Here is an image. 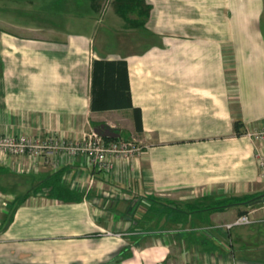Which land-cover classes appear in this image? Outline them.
Here are the masks:
<instances>
[{"label":"crops","instance_id":"obj_1","mask_svg":"<svg viewBox=\"0 0 264 264\" xmlns=\"http://www.w3.org/2000/svg\"><path fill=\"white\" fill-rule=\"evenodd\" d=\"M86 1V20L59 24L41 8L29 26L5 19L3 10L16 7L0 1V137L82 141L105 125L118 140L132 135L139 151L114 159L111 169L84 156L45 155L33 170L28 157L19 162L1 155L0 264H168L163 228L180 226L170 231L175 238H212L200 236L205 226L230 223L245 206L192 212L195 202L260 197L261 207L252 211L264 215L257 164L264 143L248 135L264 128V0H145L151 11L143 28H132L113 6L104 9V0ZM66 2L69 15L78 4ZM100 14L106 15L103 28ZM99 60L127 62L142 132L133 109L92 111ZM237 120L243 136L235 134ZM56 176L83 200L49 198L45 184ZM135 205L139 220L129 216ZM165 205L177 215L175 223L142 219L143 206L157 211ZM263 223L248 238L234 240L230 231V245L240 249L235 264H264L244 259L264 258Z\"/></svg>","mask_w":264,"mask_h":264},{"label":"rangeland","instance_id":"obj_2","mask_svg":"<svg viewBox=\"0 0 264 264\" xmlns=\"http://www.w3.org/2000/svg\"><path fill=\"white\" fill-rule=\"evenodd\" d=\"M0 1H2V0H0ZM4 1L9 2V5L13 4L16 7V8H14V7L8 6V8L3 10V15H4L5 19H8V20L12 19V22L18 26H29V25H31V22L34 20V18L32 17L33 14H36V12L41 8H45V9L48 8L49 11H46V12H52V14L49 15V18L51 20L56 21L59 24H61L60 20H62L64 23L65 22L75 23V19L80 18L82 20H86L88 18V17L86 18V16H84L87 14V8H86L87 7V5H86L87 1L86 0H75L76 4H78V5H76V8L74 11L71 10V11H69V13H67L69 15H65V13L63 11V9H66V6H67L66 0H4ZM114 2H115V0H104L102 3V6L104 9L106 7H108L107 8V11H108L111 9L112 6L114 7ZM99 4H100V2H99ZM9 8L14 9V11L12 12ZM99 20L102 21V24L100 25V27H101L102 25H104V22L106 21V15L101 16V14H100ZM103 27L104 26H102V28ZM114 42H116L115 39L111 42V44H113L112 45L113 50L115 49L114 46H116ZM99 43H100V39L97 40V46L98 47H99ZM116 48H117V46H116ZM92 134H93V132H92ZM126 135H129V136H126ZM124 136L126 137L125 140H118L117 139V140H113V141H118L124 145H128L129 149L138 148L137 143L134 142L132 140V138L130 137L132 135L125 133ZM103 139L105 140V138H103ZM109 142H112V141H109ZM86 159L90 162L91 157L88 156V157H86ZM112 196L121 197L120 195L114 194V193L112 194ZM121 198L126 199L127 196H122ZM258 198H260V197H258ZM195 203H194L195 205H193L189 208L190 210H192V211H199L202 209L207 210L209 205H212V203H210L208 201H202V200L199 202H195ZM259 203L260 202H256L254 205L249 206V208L242 206L241 210L243 212H247V215L249 214L251 217L254 218L255 221H259L260 219L264 220V215H261V213L258 212L259 210L256 212L252 211V210H257L261 207ZM137 204H138V202H137ZM220 205H222V204H220L218 202H216V203L213 202L212 207L213 206L217 207ZM141 210H143V211L147 210L144 218H142V219H145V217H146V219H145L146 221L151 220L153 222L154 221L153 219H156L157 220L156 223H159V221L165 220L166 225L174 222V220L172 218V216H174L173 215L174 210L171 209L170 207H167L166 205L164 207H161V209L157 210V211L155 208H148L147 209L144 206ZM138 214H140V207H138V205L137 206L135 205L132 208V214L129 216L133 220H139L140 215H138ZM151 214H154L156 216L151 215ZM174 217H176V219H178L177 215H175ZM236 217H237V215H236ZM195 222H197V220H195ZM227 224H229V223H225V222L223 223V221L211 222V224L209 226H212V228H206V226L204 228L203 227L204 225L203 226H201L202 224L199 225L205 229V233L202 232V230H199V233L202 232L200 234L201 237H202V235H203V237H206V234H207L210 237H212V238H209L212 241L215 242L216 240H218L219 242H222L226 246V247H220V246L216 245L218 249L214 250V251L211 250L212 248H210V246L207 245V243L202 245L201 241L200 242L196 241L197 238H194L193 240L192 239L187 240V239L181 238V235L179 233H177V235H179L178 236L179 238H175V236H172V235L170 236V231L171 230L174 231L175 228H177V229L181 228L180 226L173 227V228H170V227L163 228L164 236L161 239V241L167 243V245L169 247L171 245V254L172 255H171V261H169L168 264H235V262L238 259H241V256L239 253L240 249H238V247H234V246L230 245V242H231L230 241L231 240L230 231H231L232 238L234 240H236L235 238H237L239 235H241L243 238H245V236H246V238H248L254 232L253 227H255V225L257 226V224H254L252 226L235 227L230 231H228L225 228V226ZM262 226H264V223ZM201 227H199V228H201ZM199 240H201V239H199ZM204 240H207V238H205ZM148 241L154 243V241H156V240H154V238H152V239H149ZM191 243H193L194 246H191L192 245ZM213 244L215 245V243H213ZM199 245H202V246L200 247ZM252 248L255 250L256 247L253 246ZM225 249H227L228 251L223 252V251H225ZM203 254H206L207 256H204ZM244 255H245L244 256L245 260H252V261L256 260L260 263L264 262V258L261 254H258V255L256 254V256L254 254H244Z\"/></svg>","mask_w":264,"mask_h":264},{"label":"trees","instance_id":"obj_3","mask_svg":"<svg viewBox=\"0 0 264 264\" xmlns=\"http://www.w3.org/2000/svg\"><path fill=\"white\" fill-rule=\"evenodd\" d=\"M100 1L101 0H93V3L99 4ZM114 7L116 9V12L132 28H143L150 17L151 7L146 3L145 0H115ZM92 77V111L102 112L119 109H133L135 115L136 130L137 132H142L143 127L141 111L137 108H134L132 104L131 92L128 83L127 62L103 60L95 61L93 64ZM234 131L237 136H243L245 134L244 124L239 120L235 121ZM113 140L116 139L105 138L106 142ZM45 186L48 188V197L51 199L60 200L65 203H79L83 200V197L71 191L69 188L61 185L59 183L58 176L54 177V179L45 184ZM28 197L29 194H27L16 204L15 208L13 209V213L15 212L16 208L24 203ZM259 199L260 198L258 197L250 196L237 198L234 200H224L220 203L222 205L217 207L209 206L207 210L224 211L229 207L235 205H245L249 207L254 205L256 202H259ZM246 214L247 212L242 211L240 212L239 216ZM263 221L264 220H262L261 222ZM196 241H201L202 245L207 243V245L212 248V251L218 249L217 246L213 244L215 242L209 238H207V240L196 239Z\"/></svg>","mask_w":264,"mask_h":264},{"label":"built area","instance_id":"obj_4","mask_svg":"<svg viewBox=\"0 0 264 264\" xmlns=\"http://www.w3.org/2000/svg\"><path fill=\"white\" fill-rule=\"evenodd\" d=\"M251 139L264 143V128L250 131ZM139 151L138 148L129 149L118 141L106 142L98 134L93 133L86 136L82 141H66L63 138L48 136L44 139H33L26 136H4L0 137L1 155L15 157L19 162L28 157L34 164L33 170H37L38 161L45 155L59 156L61 158H74L77 156L91 157L90 163L94 166L111 169L112 160L118 158H129ZM257 164L264 177V153H258ZM262 220L255 221L249 214L237 217L225 228L230 231L235 227L252 226ZM108 236H123L121 233L106 232Z\"/></svg>","mask_w":264,"mask_h":264},{"label":"water","instance_id":"obj_5","mask_svg":"<svg viewBox=\"0 0 264 264\" xmlns=\"http://www.w3.org/2000/svg\"><path fill=\"white\" fill-rule=\"evenodd\" d=\"M97 134L102 138H111V139H117L120 137V135L115 132L114 130L110 129L109 127H106L105 125L100 126L96 129Z\"/></svg>","mask_w":264,"mask_h":264}]
</instances>
